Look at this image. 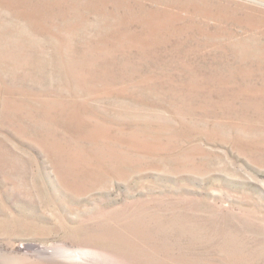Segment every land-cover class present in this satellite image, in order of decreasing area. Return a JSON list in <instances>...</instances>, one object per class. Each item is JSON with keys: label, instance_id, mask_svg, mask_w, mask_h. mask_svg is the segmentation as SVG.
I'll use <instances>...</instances> for the list:
<instances>
[{"label": "rangeland", "instance_id": "374dc122", "mask_svg": "<svg viewBox=\"0 0 264 264\" xmlns=\"http://www.w3.org/2000/svg\"><path fill=\"white\" fill-rule=\"evenodd\" d=\"M264 264V0H0V264Z\"/></svg>", "mask_w": 264, "mask_h": 264}, {"label": "bare ground", "instance_id": "6f19581e", "mask_svg": "<svg viewBox=\"0 0 264 264\" xmlns=\"http://www.w3.org/2000/svg\"><path fill=\"white\" fill-rule=\"evenodd\" d=\"M5 264V263H4Z\"/></svg>", "mask_w": 264, "mask_h": 264}]
</instances>
